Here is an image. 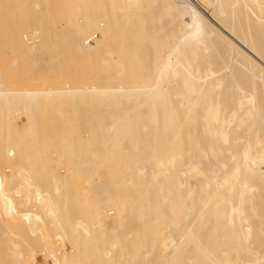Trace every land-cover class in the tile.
<instances>
[{
	"label": "bare ground",
	"instance_id": "6f19581e",
	"mask_svg": "<svg viewBox=\"0 0 264 264\" xmlns=\"http://www.w3.org/2000/svg\"><path fill=\"white\" fill-rule=\"evenodd\" d=\"M4 57L0 264H264V0H0Z\"/></svg>",
	"mask_w": 264,
	"mask_h": 264
},
{
	"label": "rangeland",
	"instance_id": "374dc122",
	"mask_svg": "<svg viewBox=\"0 0 264 264\" xmlns=\"http://www.w3.org/2000/svg\"><path fill=\"white\" fill-rule=\"evenodd\" d=\"M2 55H3V54H2ZM1 58H3V57L1 56ZM1 58H0V59H1ZM6 59H7V58L4 57V60H3V59H2V61L0 60V61H1V63H0V64H1V67L4 66V64H2V63H5V62H3V61H6ZM106 220H107V224L112 225V215H108L107 218H106ZM59 251H60V253H58V256L63 252V251H62V247L59 248ZM40 255H41L40 253L37 254V256H36V257H37V261L39 260V259H38V256H40ZM38 262H39V261H38ZM29 263H30V264H35V263H34V260H31ZM39 264H40V263H39ZM50 264H52V262H51Z\"/></svg>",
	"mask_w": 264,
	"mask_h": 264
},
{
	"label": "built area",
	"instance_id": "2783aa9c",
	"mask_svg": "<svg viewBox=\"0 0 264 264\" xmlns=\"http://www.w3.org/2000/svg\"><path fill=\"white\" fill-rule=\"evenodd\" d=\"M38 259H39L38 261H39L40 264H50V263H49V260H50V259H46V258H44V255H43V254H41V255L38 257Z\"/></svg>",
	"mask_w": 264,
	"mask_h": 264
}]
</instances>
